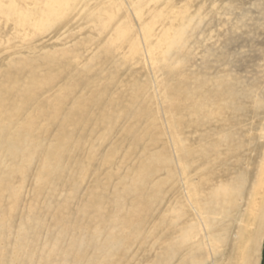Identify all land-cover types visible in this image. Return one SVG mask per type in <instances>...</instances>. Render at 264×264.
I'll list each match as a JSON object with an SVG mask.
<instances>
[{
	"label": "rangeland",
	"instance_id": "374dc122",
	"mask_svg": "<svg viewBox=\"0 0 264 264\" xmlns=\"http://www.w3.org/2000/svg\"><path fill=\"white\" fill-rule=\"evenodd\" d=\"M233 1L235 8L231 16L218 19L214 37L206 38L203 45L195 46L186 54L175 55L169 77V71L165 74L161 67L162 71L157 72L154 67L151 68L149 61V65L140 60L133 65H124L118 57L104 54L92 64L95 71L92 73L93 81L85 83L82 75L80 78L83 81L80 83L84 84L79 91L83 92L71 94L65 105L67 109H74L79 107V95L92 99L100 93L101 101L105 100L104 110L95 107L91 109L93 113L90 111L87 115L85 112H76L73 115L74 124L73 121L58 123L49 134L48 142L38 137L37 131L31 133L30 139H35L37 145L30 151L25 146L18 151L19 156L17 153V156L9 155L0 149V153H3L0 154V204H3L0 206V264H155L157 261L160 264H195L199 260L195 259L192 263L189 257L190 248H193L192 226L195 225L196 217L192 212L189 214L187 209L185 180L181 170L185 154L180 151L178 142L186 144L194 157L191 174L193 191L200 185L201 174L197 170L201 167L202 151L208 146L207 142L200 140L201 134L194 127L199 126L196 121L199 117L197 98L202 96L200 94L204 90L201 84H206L207 89L213 88L214 70L219 56L234 68L235 78L241 81L253 77L263 57L261 53L264 54L262 0ZM247 13L248 16L244 17L237 29L230 26ZM34 48L32 55L27 57L30 60L25 62L28 61L35 68L42 64L45 49L37 44ZM82 57L81 54L79 58ZM21 58L23 56L20 55L12 57L11 62L14 64ZM1 67L0 82L3 81L1 75L5 70V67ZM104 68L107 70L106 77L102 73ZM19 76L14 78L18 82L8 83L7 98L9 114L21 116L14 124L15 130L20 131L27 127L23 121L25 115L29 117L30 114L35 118L42 109L50 108L54 99L60 98L67 79L62 78L53 87H41L37 91L30 82L33 79L30 72L25 70ZM31 93L36 94L34 102L30 99ZM102 114L106 117L103 123L95 119ZM255 120L258 121L257 118ZM75 121L81 123L76 125ZM57 137L64 141L67 155L49 161L41 183L39 171L42 161L39 157L37 162L34 161L37 164H32L28 172L23 173L26 179L22 183L20 170L23 155L36 153L37 149L40 152L47 143L56 145ZM105 137L110 138L111 155L94 156ZM123 143L128 151L121 150L118 156L116 149L123 147ZM85 149L89 150L88 154L84 152ZM92 156L93 164L87 162L88 157ZM103 160L106 164L102 167L97 162ZM211 167L204 169L206 173L203 176H215V167ZM213 180L214 177L209 181L212 186ZM202 190L205 192L206 188L202 187ZM203 199L200 204L203 209L209 205L211 211L216 210L212 199ZM171 208L178 212L175 214L176 233L170 236ZM218 218L221 217L207 216V219H215L221 225L222 221ZM132 224L135 227L130 231ZM225 231L224 228L220 231L219 245L224 247L218 249V254H223V251L228 254L231 249L230 234H225ZM163 232L169 237L166 238V234L162 237ZM190 232L192 238L188 236ZM230 233L233 235V231ZM112 234L114 237H111ZM119 238H127L128 242L124 239L127 245L122 247L121 242H117ZM238 251L237 246L234 264H241L242 261ZM260 253L259 264H264V238ZM206 264H210V260Z\"/></svg>",
	"mask_w": 264,
	"mask_h": 264
},
{
	"label": "bare ground",
	"instance_id": "6f19581e",
	"mask_svg": "<svg viewBox=\"0 0 264 264\" xmlns=\"http://www.w3.org/2000/svg\"><path fill=\"white\" fill-rule=\"evenodd\" d=\"M234 2L233 0H0V70L1 66L5 67L1 75L3 81L0 82L1 152H7L9 155L17 153L19 156L18 151L23 150L25 146L30 151L37 145L34 143L35 139H30L31 133L37 131L38 137L41 136L43 140L47 141L53 127H57L58 123L73 121L74 124L73 115L76 112H85L87 115L95 107L104 110L105 102L103 101L105 100L101 101L100 93L96 94L99 96L92 99L84 98L82 94V96L79 95V100L76 99L79 107L74 109L70 110L65 106L69 96H72L71 94L81 93L82 90L79 91V89H82L81 85L84 84L80 83L83 81L80 78L82 75L85 83L93 81L92 73L95 71L92 64L104 54L113 56L112 58L118 57V60L124 65H133L137 60L144 64L149 61L152 65L151 68L154 67L157 72L162 71L161 67L165 74L169 71L167 73V77H169V74L172 73L170 66L175 60V55L186 54L195 46L203 45L206 38L214 37L218 19L223 20L225 17L228 19L235 8ZM262 2L263 6L259 4L262 7L264 18V0ZM247 16L248 13L244 14L235 24L229 22L230 26L237 29L244 17ZM133 22L134 27L132 26ZM36 44L45 51L42 54V64L34 68L32 64L28 63L30 58L28 60L27 57L32 55ZM215 46L217 47V45ZM78 52L79 54H77ZM81 54L84 56L83 59L79 58ZM19 55L23 58L13 64L12 57ZM261 56L263 57L254 70L253 77L255 78H243L241 81L235 78L234 68L223 62L219 56L214 70L215 84L213 88L207 89L206 84H201L200 87L204 90L200 94L202 96L197 98L199 117L197 120L195 118L199 126L194 125V127L201 134L200 140L207 142L208 146L204 147L205 150L202 151L201 167L197 170L198 174L202 175H200V185L193 191L191 174L194 157L186 144L178 142L180 151L185 154L181 170L185 180L187 209L189 214L192 212L196 217L195 225L192 226L193 248H190L189 251L192 263L195 262V259H199L195 264H199V262L206 264L209 260L210 264H234L237 246L242 257L241 264L260 263L261 243L264 238V54L261 53ZM71 59H75L74 62ZM145 59L147 60L144 61ZM26 60L28 61L25 62ZM226 65H228L227 68ZM78 69H81L83 73ZM25 70L31 73L33 79L30 82L33 84L34 90L37 88V91L41 87H53L62 81V78H66L67 81L65 87L63 86L62 95L52 101L53 104L50 108L42 109L41 112L37 111L35 118L30 114L29 117L27 115L23 117L27 127L19 131L15 130L14 124L16 120L21 119V116H15L8 112L10 105L7 98V86L8 83L18 82L14 78L20 77L19 75ZM106 71L104 68L102 72L104 77H106ZM37 72L40 75H36ZM167 77L164 79L166 80ZM132 83L131 81V86H133ZM35 96L34 93L30 94V99L33 102L36 100ZM92 113L93 111H91ZM172 117H174L173 114ZM255 118L258 119L257 122L253 121ZM83 119L85 120V117ZM95 119L103 123L106 117L102 114ZM79 121H75V124H80ZM176 133L178 134V132ZM6 137H8L7 140ZM104 140L99 149L96 147L98 150L94 156L111 155L110 138L105 137ZM50 141L52 142V140ZM38 148L40 149L39 144ZM120 148L117 147L115 153L118 154L121 150L127 153L128 149L125 148V144ZM41 149L40 152L37 149L36 153L23 155V166L20 170L22 178L23 173L26 174L32 164H37H34V161L40 157L42 168L39 171V182H43L44 172L48 170L49 161L53 158L57 159L63 154L67 155L66 145L58 137L56 145L47 143V146ZM84 152L88 154L89 150L85 149ZM6 162L4 161L5 164ZM87 162L93 164V156L92 158L88 157ZM97 163L103 167L106 161ZM211 165L213 168L215 167V176L212 174L215 179L213 186L209 183L212 177L203 176V173H206L204 169L210 168ZM25 179L26 177L21 182H25ZM202 187L206 188L205 192ZM208 197V200L212 199L216 205V210L212 209L213 212L210 210L211 206L206 205L203 209L200 205L203 203L201 200ZM1 205L3 206V204ZM103 211L105 210L103 209ZM177 212L176 209L171 208L170 236L176 233L175 214ZM210 215L221 217L218 219L222 221V224L219 225L215 219H207V216ZM133 227L135 224L130 226V231L134 229ZM223 228L226 229L225 234H230L232 242L229 244L231 249L228 254L224 251L223 254H218V249L224 247L219 245L220 231ZM231 231H233V235L230 233ZM165 234L163 232L162 237ZM169 234H166V238L169 237ZM138 235H140L139 232ZM188 236L192 238L191 232ZM111 237H114L113 234ZM119 239L117 242H121L122 247L127 245V238ZM139 243L141 246L143 245L142 240ZM241 246L244 248L241 249ZM143 257L145 258V256ZM155 264L160 263L157 261Z\"/></svg>",
	"mask_w": 264,
	"mask_h": 264
}]
</instances>
